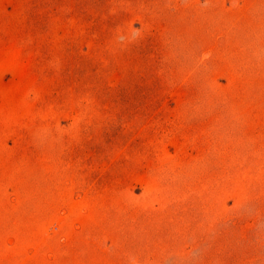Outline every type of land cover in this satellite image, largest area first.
<instances>
[{
	"label": "rangeland",
	"instance_id": "374dc122",
	"mask_svg": "<svg viewBox=\"0 0 264 264\" xmlns=\"http://www.w3.org/2000/svg\"><path fill=\"white\" fill-rule=\"evenodd\" d=\"M0 264H264V0H0Z\"/></svg>",
	"mask_w": 264,
	"mask_h": 264
},
{
	"label": "bare ground",
	"instance_id": "6f19581e",
	"mask_svg": "<svg viewBox=\"0 0 264 264\" xmlns=\"http://www.w3.org/2000/svg\"><path fill=\"white\" fill-rule=\"evenodd\" d=\"M22 244V243H21ZM26 246V245H25ZM29 246V245H28ZM20 252V251H19Z\"/></svg>",
	"mask_w": 264,
	"mask_h": 264
}]
</instances>
